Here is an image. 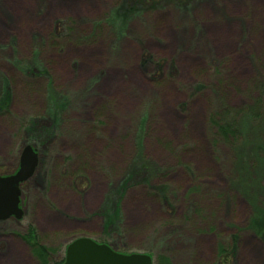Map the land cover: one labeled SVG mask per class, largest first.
I'll list each match as a JSON object with an SVG mask.
<instances>
[{"label":"rangeland","instance_id":"374dc122","mask_svg":"<svg viewBox=\"0 0 264 264\" xmlns=\"http://www.w3.org/2000/svg\"><path fill=\"white\" fill-rule=\"evenodd\" d=\"M26 145L0 264H264V0H0V176Z\"/></svg>","mask_w":264,"mask_h":264},{"label":"water","instance_id":"95a60500","mask_svg":"<svg viewBox=\"0 0 264 264\" xmlns=\"http://www.w3.org/2000/svg\"><path fill=\"white\" fill-rule=\"evenodd\" d=\"M38 162L37 153L26 145L19 157L18 169L8 176H0V221L10 217L20 220V185L33 175ZM62 264H153L144 253L122 254L108 245L89 238H78L66 246Z\"/></svg>","mask_w":264,"mask_h":264},{"label":"trees","instance_id":"16d2710c","mask_svg":"<svg viewBox=\"0 0 264 264\" xmlns=\"http://www.w3.org/2000/svg\"><path fill=\"white\" fill-rule=\"evenodd\" d=\"M136 12V10H135ZM227 110H224V112ZM231 111H229L227 114L230 116ZM221 117V116H220ZM218 115H212L210 117V123L217 128L219 136L221 137V139L226 140L230 135H232V133H234L233 131L236 129L233 124L230 122V119L226 116H224V118H220ZM33 148V147H32ZM30 235V234H29ZM25 236L27 237V240L30 239V236ZM34 245V244H33ZM34 253H36L35 255L37 256L38 262L39 264H48L49 263V258H50V252L48 249H46L45 247L39 245V244H35L34 245ZM220 255L222 256L224 254V251L219 250ZM131 254V253H128ZM147 254L151 257V255L149 253H144ZM64 260V258H63ZM63 261H61L60 263L57 264H62ZM155 264H171L170 260L162 255L157 256L156 260H155Z\"/></svg>","mask_w":264,"mask_h":264}]
</instances>
